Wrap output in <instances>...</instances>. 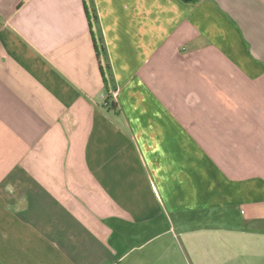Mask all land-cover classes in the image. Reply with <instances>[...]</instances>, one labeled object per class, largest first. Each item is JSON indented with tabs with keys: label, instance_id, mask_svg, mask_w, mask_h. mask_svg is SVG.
<instances>
[{
	"label": "crops",
	"instance_id": "crops-1",
	"mask_svg": "<svg viewBox=\"0 0 264 264\" xmlns=\"http://www.w3.org/2000/svg\"><path fill=\"white\" fill-rule=\"evenodd\" d=\"M263 232L264 0H0V264H264Z\"/></svg>",
	"mask_w": 264,
	"mask_h": 264
},
{
	"label": "rangeland",
	"instance_id": "rangeland-1",
	"mask_svg": "<svg viewBox=\"0 0 264 264\" xmlns=\"http://www.w3.org/2000/svg\"><path fill=\"white\" fill-rule=\"evenodd\" d=\"M220 215H222L224 218L228 217L229 214L226 213H215L213 215V218L216 219V217L218 218ZM215 222H217L215 220ZM224 223V225H226V227H214L213 231L211 232L212 236H214L215 238H222V237H242V232L243 235L245 236V238H251L253 235V232L250 231L249 229H246L247 227H243L242 225H239L238 222L232 220V218L227 219ZM231 226H236V227H231ZM230 227V228H227ZM210 232V231H208ZM262 237H264V232L262 233Z\"/></svg>",
	"mask_w": 264,
	"mask_h": 264
},
{
	"label": "trees",
	"instance_id": "trees-1",
	"mask_svg": "<svg viewBox=\"0 0 264 264\" xmlns=\"http://www.w3.org/2000/svg\"><path fill=\"white\" fill-rule=\"evenodd\" d=\"M182 1L183 2H196V0H182ZM83 3H84V0H83ZM85 12H86V15H87V19H88L89 25L91 27L92 21L93 22L96 21V16H95V14H92V16L90 17L86 7H85ZM95 50H96V55H97L98 58H99L100 53L104 54V47L101 46V45L100 46H96V44H95ZM103 82H104V89H105V92H106V98L104 100V105L114 108V103H113V101L111 99V95H110L109 80H108V78L104 77V74H103Z\"/></svg>",
	"mask_w": 264,
	"mask_h": 264
}]
</instances>
